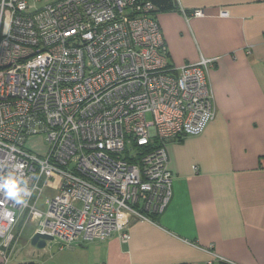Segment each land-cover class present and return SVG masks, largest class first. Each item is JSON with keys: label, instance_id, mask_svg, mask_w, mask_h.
Masks as SVG:
<instances>
[{"label": "built area", "instance_id": "built-area-1", "mask_svg": "<svg viewBox=\"0 0 264 264\" xmlns=\"http://www.w3.org/2000/svg\"><path fill=\"white\" fill-rule=\"evenodd\" d=\"M41 1L0 0V161L18 166L32 192L23 204L0 195V212L13 214H0L1 264H43L6 253L25 215L60 249L114 232L128 241L125 217L152 220L172 199L170 140L202 134L215 116V58L170 65L155 0Z\"/></svg>", "mask_w": 264, "mask_h": 264}, {"label": "crops", "instance_id": "crops-1", "mask_svg": "<svg viewBox=\"0 0 264 264\" xmlns=\"http://www.w3.org/2000/svg\"><path fill=\"white\" fill-rule=\"evenodd\" d=\"M155 3L170 65L215 58L214 119L202 134L168 143L169 205L152 220L125 217L128 241L118 232L105 240L82 237L56 254L51 241L43 249L31 245L40 225L25 215L5 249L12 263L230 264L214 252L236 264H264V0ZM197 9L206 13L196 16Z\"/></svg>", "mask_w": 264, "mask_h": 264}, {"label": "clouds", "instance_id": "clouds-1", "mask_svg": "<svg viewBox=\"0 0 264 264\" xmlns=\"http://www.w3.org/2000/svg\"><path fill=\"white\" fill-rule=\"evenodd\" d=\"M19 167H22V165ZM3 168H8L9 171L0 175V195L7 200L14 201L16 204L26 203L27 198L32 195L28 187V179L22 172H19L18 166L10 165L6 160L0 161V169ZM0 214L9 220L13 218L11 211L4 210Z\"/></svg>", "mask_w": 264, "mask_h": 264}, {"label": "rangeland", "instance_id": "rangeland-1", "mask_svg": "<svg viewBox=\"0 0 264 264\" xmlns=\"http://www.w3.org/2000/svg\"><path fill=\"white\" fill-rule=\"evenodd\" d=\"M49 1H51V0H44V1H41L39 4H42V3H46V2H49ZM32 145L33 146H35L36 148L37 147H44L45 146V144L43 143H41L40 142V140L38 139V138H34L33 140H32ZM135 146H134V144L133 143H131V142H127V152H125L124 153V155L125 156H127L129 153H130V151L132 152L131 154H133V153H136V151L137 150H135V148H134ZM59 183L58 182H55V183H53V185H49V186H47L46 187V190H45V192H44V194H43V196H42V199H41V201H40V207L42 208V210L44 209V210H46V208H47V206L45 205L44 206V199L46 198V197H52V196H54V194L56 193V187H57V185H58ZM55 188V189H54ZM24 217V216H23ZM18 229H15L14 230V233L17 231ZM51 244V247H52V250H53V252L56 254V253H63V252H61V251H59V247H60V244H59V242L57 241H51L50 242ZM66 249H69V248H66ZM72 249V248H71Z\"/></svg>", "mask_w": 264, "mask_h": 264}, {"label": "water", "instance_id": "water-1", "mask_svg": "<svg viewBox=\"0 0 264 264\" xmlns=\"http://www.w3.org/2000/svg\"><path fill=\"white\" fill-rule=\"evenodd\" d=\"M50 241H54V237L52 235L36 231L31 238V245L36 248L43 249Z\"/></svg>", "mask_w": 264, "mask_h": 264}, {"label": "trees", "instance_id": "trees-1", "mask_svg": "<svg viewBox=\"0 0 264 264\" xmlns=\"http://www.w3.org/2000/svg\"><path fill=\"white\" fill-rule=\"evenodd\" d=\"M176 1V0H175ZM173 8H176V4H173L172 6ZM153 148L152 145L148 146V147H141V148H138V152H139V155L145 153V152H148L150 151L151 149ZM137 152V153H138ZM126 158H128L129 160L133 161V162H136L137 161V158L136 157H131L129 154L126 156Z\"/></svg>", "mask_w": 264, "mask_h": 264}]
</instances>
